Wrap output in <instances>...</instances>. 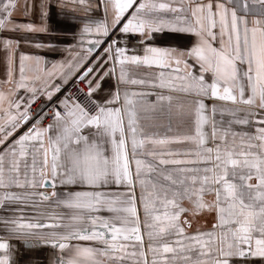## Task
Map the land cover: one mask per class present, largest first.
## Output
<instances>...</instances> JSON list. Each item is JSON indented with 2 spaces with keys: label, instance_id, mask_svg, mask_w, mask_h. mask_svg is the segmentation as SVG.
<instances>
[{
  "label": "snow or ice",
  "instance_id": "1",
  "mask_svg": "<svg viewBox=\"0 0 264 264\" xmlns=\"http://www.w3.org/2000/svg\"><path fill=\"white\" fill-rule=\"evenodd\" d=\"M99 5L101 21L60 13L66 31L79 28L72 59L83 69V94L60 99L66 79L35 87L41 77L26 76L33 57L24 54L15 79L13 40L4 43L13 88L0 90V264H22L13 241L28 251L69 249L57 264H264V0ZM14 8L0 0V30L15 25ZM165 30L193 34L196 43L152 46ZM136 34L142 55L126 46ZM113 75L120 87L105 95L103 81ZM44 202L66 210L68 222L23 215Z\"/></svg>",
  "mask_w": 264,
  "mask_h": 264
},
{
  "label": "crops",
  "instance_id": "2",
  "mask_svg": "<svg viewBox=\"0 0 264 264\" xmlns=\"http://www.w3.org/2000/svg\"><path fill=\"white\" fill-rule=\"evenodd\" d=\"M52 2L56 5L54 9L48 7L49 0H14L15 8L11 10L12 15L10 20L15 22V25L13 23H6L5 29L0 30V90L5 93L13 88V85L8 83L9 53L4 47L5 41L10 38L13 40L16 53V65L13 72L15 79H19V57L21 54H24L33 57L32 60L25 61L26 76L29 77L30 81L37 75L41 77L39 80H35L34 86L37 88L43 89L46 80L50 86L53 83L60 84L66 79L68 83L64 84L63 88L73 80H79L78 76L83 69L78 68L75 61L72 59L78 51H81L79 28H76L74 31H66V26L60 23L63 19L60 13L66 12L68 15L80 18L89 16L95 21H101L105 18L103 6H98V0H86L84 6L74 4L72 0H59V2H57V0H52ZM45 13H47V15H45ZM108 19H111L110 14ZM75 23L79 25L81 21L76 20ZM27 24H32L37 29L47 28V31L27 33L23 31V26ZM14 26H19L21 31H11ZM24 37H27V39H24ZM125 39L129 54H143V45L139 43L140 38L138 34L135 36L129 35ZM16 41H19L18 45ZM149 43L152 46L161 48L187 50L196 43V37L193 34L174 33L165 30L161 33H154L153 39L149 41ZM38 44L41 46L37 47ZM121 46H125V43L122 42ZM83 47L86 48L87 44ZM37 58L40 60L39 65L35 62ZM53 65L57 67L53 68ZM69 65L72 66L69 67ZM47 72L54 73L50 80L46 75ZM84 85L87 88V85ZM118 87L120 86L117 84L116 75L105 78L102 84L103 94L106 95L109 92L114 93ZM17 94L21 96L30 95L25 89H19ZM41 98L46 99V96H41ZM208 103L210 104L211 101ZM6 106L5 104V107ZM27 128L28 127L24 125L15 135L18 136L24 133ZM67 190V188H62L60 186L56 188L58 192H65ZM39 191L51 193L53 189H39ZM36 199L37 201L39 200L38 197ZM12 207L15 208V206ZM6 212L7 209H0V215H4ZM65 212L66 210L56 208L55 205H50L49 202H44L43 205L38 204L35 208L31 206L23 208V215L28 219L35 220L37 218H42L45 223L50 222L47 219L50 215L63 216L65 217V223H67ZM41 214H43V216ZM105 215H107V213H105ZM201 223H204V221L202 220ZM44 231L47 232L52 230L45 229ZM13 243L16 244L20 250V255L15 258L20 259L22 264H57L58 258L62 257L67 259L72 254L69 249H65L61 252L60 249L53 247L51 243L41 244L31 251L24 249L19 241H13ZM71 243L88 246L93 242L73 240Z\"/></svg>",
  "mask_w": 264,
  "mask_h": 264
},
{
  "label": "built area",
  "instance_id": "3",
  "mask_svg": "<svg viewBox=\"0 0 264 264\" xmlns=\"http://www.w3.org/2000/svg\"><path fill=\"white\" fill-rule=\"evenodd\" d=\"M87 92V88L84 85V83H81L80 80H73L71 83H69L68 85H66L63 89H62V93L63 95H61L60 93H57V96H60V99H63L64 96H68L71 95L73 97L77 96L78 94H83ZM55 96L53 97V99L55 100ZM42 101H46L45 98H40L39 100H37L33 105H32V109L33 111L38 110L41 107V103ZM51 112V108H49V114ZM50 122V120H45L44 124L47 125ZM26 127H28V125H26Z\"/></svg>",
  "mask_w": 264,
  "mask_h": 264
}]
</instances>
